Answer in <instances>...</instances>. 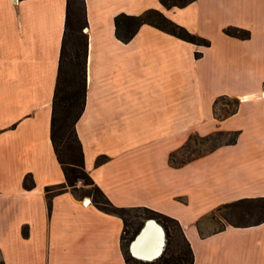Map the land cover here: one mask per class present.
<instances>
[{
    "label": "crops",
    "instance_id": "crops-1",
    "mask_svg": "<svg viewBox=\"0 0 264 264\" xmlns=\"http://www.w3.org/2000/svg\"><path fill=\"white\" fill-rule=\"evenodd\" d=\"M84 6L85 95L75 130L85 170L112 204L175 218L192 264H264V220L208 232L198 226L220 203L264 196V0L170 7L159 0H84ZM147 7L207 44L149 23L127 41L115 36V14ZM64 13L65 0H0V264H129L118 214L68 186L45 190L64 182L49 137ZM228 25L248 35L224 32ZM221 96L236 104L218 116ZM213 131L236 135L170 162L190 134ZM25 173L30 188L22 185Z\"/></svg>",
    "mask_w": 264,
    "mask_h": 264
},
{
    "label": "trees",
    "instance_id": "trees-1",
    "mask_svg": "<svg viewBox=\"0 0 264 264\" xmlns=\"http://www.w3.org/2000/svg\"><path fill=\"white\" fill-rule=\"evenodd\" d=\"M190 1L192 0H159L164 7L182 6ZM113 23L114 34L122 41H127L141 23H149L182 39L197 44H207L205 38L188 31L184 26L173 21L159 9L154 7H147L139 13L119 12L114 15ZM85 25L84 0H65L63 31L59 48L55 83L50 103L51 112L49 126V137L56 159L61 166L64 182L52 187L46 186L45 190L49 192L51 189L59 190L68 186L76 196L88 195L90 196L91 202L98 208L118 214L123 221L122 233L120 235L122 246H124V239L127 244L129 240L133 239V235L140 231L139 228L142 225L138 224L135 226L132 230L134 234L124 238L123 233L126 223L122 217L123 212L129 209L141 208L144 211L141 215L142 218H153L158 222L163 229L166 239L160 254L151 260H137L132 256H128L124 249V258L129 264H192V251L175 218L142 205L118 206L112 204L84 168L83 153L81 143L75 130V122L82 109L85 95L84 55L86 33L80 30L82 26ZM223 30L228 34L236 36L246 37L248 35L246 29L236 26L228 25L224 27ZM71 35L74 36V39L75 37L82 38V58L80 61L73 59L71 57V52L66 48L68 39ZM73 51L75 54H72V56L77 57L78 52L76 48H73ZM235 135L236 132H232L231 137L227 141H233ZM103 159L104 155H100L96 158V162H100ZM77 179L81 182L79 186L76 185ZM22 185L24 188H30L33 185V180L29 173L23 175ZM85 200H87V198H85ZM222 207L229 208L224 218L228 221L227 223L233 225H249L264 220V196L240 197L220 203L215 206V209H220ZM168 223H172L175 226L184 240L186 247L184 251L175 249L176 252H174L173 247H167L169 238ZM21 231L22 234L25 233L24 228H22Z\"/></svg>",
    "mask_w": 264,
    "mask_h": 264
},
{
    "label": "rangeland",
    "instance_id": "rangeland-1",
    "mask_svg": "<svg viewBox=\"0 0 264 264\" xmlns=\"http://www.w3.org/2000/svg\"><path fill=\"white\" fill-rule=\"evenodd\" d=\"M83 29H84V26H82V28L80 29L81 32H84ZM81 41H82V38L75 37L74 39V36L71 35L70 38L68 39L67 46H66L67 50L71 52V57L78 61H80L82 58ZM73 48H76L78 52L77 57L72 56V54H75L73 51ZM235 104H236V100L234 98L227 97V96H221L216 99L214 110L216 114L220 116L222 114H225L231 108H233ZM230 137H231L230 133L220 132V131H213L212 133H209L208 135H204V136L190 134L188 136V139L184 142V144L179 149H177L172 154H170L169 160L172 163L183 161L186 158H189L191 155L201 154L205 152L206 150H208L209 148H211L212 146L218 143L227 141ZM80 184L81 182H76L77 186H79ZM228 211H229V208L222 207L220 209H215L214 207L210 211L206 212L198 220V226L200 228V231L208 232L216 227L221 226L224 223H227L228 221L226 220V218H224V215H227ZM143 213L144 211L141 208L129 209L128 211L122 213V217L124 219V222L126 223V226H124L125 231L123 233L124 238H127L129 235H133L134 234L132 233L133 228L137 226L138 224L143 223V221L145 220V218L141 217ZM168 224H169V228H168L169 238H168L167 247H173L174 252H176L177 249H181L182 251H184L186 248L184 240L182 239L181 235L179 234L175 226L172 223H168ZM165 242H166V239L164 240L163 247L165 245ZM125 246H126V241L124 239V249H125ZM125 252L128 256H130V254L127 252L126 249H125Z\"/></svg>",
    "mask_w": 264,
    "mask_h": 264
},
{
    "label": "bare ground",
    "instance_id": "bare-ground-1",
    "mask_svg": "<svg viewBox=\"0 0 264 264\" xmlns=\"http://www.w3.org/2000/svg\"><path fill=\"white\" fill-rule=\"evenodd\" d=\"M165 240V239H164ZM163 248V229L154 219L146 220L138 234L130 242L129 251L136 258L151 260Z\"/></svg>",
    "mask_w": 264,
    "mask_h": 264
},
{
    "label": "water",
    "instance_id": "water-1",
    "mask_svg": "<svg viewBox=\"0 0 264 264\" xmlns=\"http://www.w3.org/2000/svg\"><path fill=\"white\" fill-rule=\"evenodd\" d=\"M146 219H148V218H146ZM146 219L143 221V223H142L141 227L139 228V230H140V229L143 227V225L145 224ZM152 219H153V218H152ZM139 230H138V231H139ZM135 235H136V233L133 235V237H134ZM133 237H132V238H133ZM130 241H131V240H129V242L127 243V248H128V250H130V249H129ZM163 243H164V232H163ZM133 257H134V256H133ZM155 257H156V256H155ZM134 258H136V257H134ZM136 259H140V258H136ZM140 260H144V259H140Z\"/></svg>",
    "mask_w": 264,
    "mask_h": 264
},
{
    "label": "built area",
    "instance_id": "built-area-1",
    "mask_svg": "<svg viewBox=\"0 0 264 264\" xmlns=\"http://www.w3.org/2000/svg\"><path fill=\"white\" fill-rule=\"evenodd\" d=\"M83 30H85V26H84V29ZM262 95L264 96V90H263V94ZM76 182H80V180L77 179Z\"/></svg>",
    "mask_w": 264,
    "mask_h": 264
},
{
    "label": "flooded vegetation",
    "instance_id": "flooded-vegetation-1",
    "mask_svg": "<svg viewBox=\"0 0 264 264\" xmlns=\"http://www.w3.org/2000/svg\"><path fill=\"white\" fill-rule=\"evenodd\" d=\"M134 237H135V236H134ZM134 237H133V238H134Z\"/></svg>",
    "mask_w": 264,
    "mask_h": 264
}]
</instances>
